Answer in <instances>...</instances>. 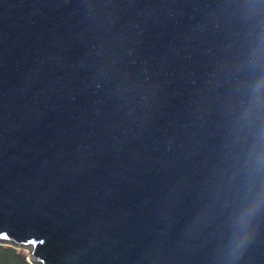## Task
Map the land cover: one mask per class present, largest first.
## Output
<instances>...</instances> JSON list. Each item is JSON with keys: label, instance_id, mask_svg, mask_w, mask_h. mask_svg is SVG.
<instances>
[{"label": "water", "instance_id": "water-1", "mask_svg": "<svg viewBox=\"0 0 264 264\" xmlns=\"http://www.w3.org/2000/svg\"><path fill=\"white\" fill-rule=\"evenodd\" d=\"M0 243L264 264V0H0Z\"/></svg>", "mask_w": 264, "mask_h": 264}, {"label": "trees", "instance_id": "trees-1", "mask_svg": "<svg viewBox=\"0 0 264 264\" xmlns=\"http://www.w3.org/2000/svg\"><path fill=\"white\" fill-rule=\"evenodd\" d=\"M0 264H29L26 255L21 254L15 247H5L0 244Z\"/></svg>", "mask_w": 264, "mask_h": 264}, {"label": "rangeland", "instance_id": "rangeland-1", "mask_svg": "<svg viewBox=\"0 0 264 264\" xmlns=\"http://www.w3.org/2000/svg\"><path fill=\"white\" fill-rule=\"evenodd\" d=\"M0 244L4 245L5 247H15L17 251L23 255H26L28 252V249H26L25 247L13 246L12 244L9 243H0ZM29 264H36V263L29 262Z\"/></svg>", "mask_w": 264, "mask_h": 264}]
</instances>
